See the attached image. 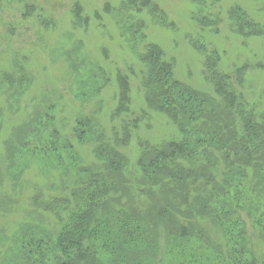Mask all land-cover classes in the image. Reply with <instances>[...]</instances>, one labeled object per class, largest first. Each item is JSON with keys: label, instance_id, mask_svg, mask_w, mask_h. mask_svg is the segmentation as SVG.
<instances>
[{"label": "trees", "instance_id": "1", "mask_svg": "<svg viewBox=\"0 0 264 264\" xmlns=\"http://www.w3.org/2000/svg\"><path fill=\"white\" fill-rule=\"evenodd\" d=\"M130 3L149 7L163 22L156 5ZM229 13L238 33L264 37V25L245 11L236 6ZM219 65L218 53L207 52L204 78L211 90L204 92L179 82L158 46L140 53L136 76L146 109L164 117L174 134L158 142L138 139L134 160L128 146L140 118H128V75H117L110 118L118 125L111 135L95 118L83 117L61 136L47 110H39L31 126L21 125L15 153L53 164L61 181L54 186L59 194L33 197L35 209L54 224L19 231L18 264H136L156 258L161 244L163 259L181 264H193L196 255L207 264H264V111L242 91L249 66L226 72ZM72 140L91 147L88 159Z\"/></svg>", "mask_w": 264, "mask_h": 264}, {"label": "rangeland", "instance_id": "2", "mask_svg": "<svg viewBox=\"0 0 264 264\" xmlns=\"http://www.w3.org/2000/svg\"><path fill=\"white\" fill-rule=\"evenodd\" d=\"M147 1L162 12L163 22L149 7L137 8L130 0H0V264H18L13 249L21 229L53 228L54 219L37 211L32 200L38 193L45 198L59 194L54 190L59 170L46 161L20 158L13 149L20 126L30 125L39 110H47L61 136L70 135L75 119L83 117L95 118L111 135L118 125L110 116L121 73L129 76L128 118H140L128 146L131 160L138 139L158 142L174 134L164 117L146 109L136 76L139 55L148 45L159 47L179 82L204 92L211 90L204 78L207 52L218 53L222 71L247 64L242 91L257 111H264V37H245L229 19L237 6L264 25V0ZM72 144L89 158L90 146ZM252 240L255 250L258 241ZM197 248L200 254L205 249ZM157 249L156 258L136 264H181L163 259L162 244ZM193 264H207V259L196 255Z\"/></svg>", "mask_w": 264, "mask_h": 264}]
</instances>
